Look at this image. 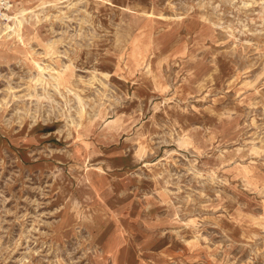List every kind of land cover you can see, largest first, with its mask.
I'll use <instances>...</instances> for the list:
<instances>
[{"label":"rangeland","instance_id":"374dc122","mask_svg":"<svg viewBox=\"0 0 264 264\" xmlns=\"http://www.w3.org/2000/svg\"><path fill=\"white\" fill-rule=\"evenodd\" d=\"M23 5L0 264H264V0Z\"/></svg>","mask_w":264,"mask_h":264},{"label":"bare ground","instance_id":"6f19581e","mask_svg":"<svg viewBox=\"0 0 264 264\" xmlns=\"http://www.w3.org/2000/svg\"><path fill=\"white\" fill-rule=\"evenodd\" d=\"M62 0H42L43 4H54L57 5V3H60ZM99 1H103V0H99ZM108 1L109 3L113 4L115 2H121L122 0H105ZM152 3V2H150ZM70 4V3H69ZM68 5V4H67ZM128 9H130L132 11V13L135 12H139V13H145L146 15L150 14V9L148 8H143L142 10H139V6L138 4H132V3H127L125 5ZM123 8V7H122ZM83 9V8H82ZM12 10V9H11ZM10 10V11H11ZM31 7L29 5H23L22 7L18 8L15 11H12L10 13H8L7 18L5 20L0 19V31L3 32L5 30L8 29H15L18 27V30H16L18 32V35H20L19 31L21 29L22 26L25 25V23L28 21V13L31 12ZM59 11V10H58ZM57 11V12H58ZM37 12V11H36ZM56 12V11H55ZM41 13V12H40ZM30 14V13H29ZM53 14V13H51ZM6 17V16H5ZM51 17V16H50ZM4 18V17H3ZM63 18V17H62ZM70 18V17H68ZM60 19V18H59ZM66 19V18H65ZM57 20V19H56ZM55 21V20H54ZM47 54V52H46ZM39 64V63H38ZM46 66V65H45ZM48 67V66H47ZM62 68V67H61ZM147 72H152V69L150 66H148L147 68ZM153 84L157 87L159 85L158 80H157V76L153 75ZM43 87V86H42ZM44 89V87H43ZM46 90V89H45ZM71 90V89H70ZM46 94V92H45ZM50 96V95H49ZM50 99V98H49ZM109 124V123H108ZM86 179H88V175L86 174L84 176Z\"/></svg>","mask_w":264,"mask_h":264},{"label":"built area","instance_id":"2783aa9c","mask_svg":"<svg viewBox=\"0 0 264 264\" xmlns=\"http://www.w3.org/2000/svg\"><path fill=\"white\" fill-rule=\"evenodd\" d=\"M14 0H0V17H5L12 9Z\"/></svg>","mask_w":264,"mask_h":264}]
</instances>
